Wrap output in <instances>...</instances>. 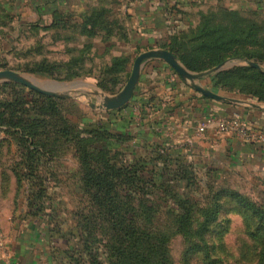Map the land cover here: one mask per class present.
Masks as SVG:
<instances>
[{"label":"trees","instance_id":"1","mask_svg":"<svg viewBox=\"0 0 264 264\" xmlns=\"http://www.w3.org/2000/svg\"><path fill=\"white\" fill-rule=\"evenodd\" d=\"M262 13L228 8L202 12L197 27L176 34L164 48L195 73L231 59L264 63V24L258 19ZM108 16L106 10L96 9L88 19L75 22L81 35L102 38L104 51L98 52V57L108 54L116 36L127 40L122 22ZM50 21L44 29L58 30L67 23L58 13ZM40 27L41 21L34 25ZM93 48L94 43L88 42L82 49L66 50V60L43 58L12 70L61 81L94 77L103 91L117 94L130 77L129 73L125 75L128 57L118 55L95 68L94 57L90 58ZM210 77L214 92L249 97L264 104V71L236 65ZM68 101L17 82L0 84V130L9 137L5 142L8 146L15 142L22 159L12 172L17 184H29L28 214L45 219L51 236L58 238V263L172 264L170 228L161 216L175 215L173 224L179 234L192 229L194 211L178 186L199 184L195 171L199 165L164 151L129 159L121 149L128 139L125 135L112 133L103 121H75L65 106ZM131 125V119L126 118L119 128ZM68 153L79 164L76 184L80 197L73 211L57 205L51 193L67 175L61 160ZM205 168L208 174L218 172L214 167ZM248 207L264 219L262 209L252 204ZM214 220L207 215L199 230L207 232Z\"/></svg>","mask_w":264,"mask_h":264},{"label":"crops","instance_id":"2","mask_svg":"<svg viewBox=\"0 0 264 264\" xmlns=\"http://www.w3.org/2000/svg\"><path fill=\"white\" fill-rule=\"evenodd\" d=\"M10 7L15 17L25 18L29 12H34L39 15L41 23L46 14L49 18L55 13L62 15L67 23L65 27L58 28V37H61L58 39L59 46L74 51L93 42L95 68L111 62L115 56L123 55L129 59L125 75H131L134 62L140 54L166 49L164 46L171 42L173 36L197 27L202 12L219 8L264 12V0H140L134 3H128L127 0H10ZM96 9L106 10L110 20L119 19L127 35L126 41L116 36L115 45L109 48L104 57H98V52L102 54L104 51L102 38L88 39L76 29V20L88 19ZM213 74L199 81L212 92L210 76ZM3 83L6 82L0 84ZM214 93L231 101L205 96L167 62L153 59L144 65L133 99L121 109L103 110L106 116L101 121L108 125L112 133L128 138L122 143L121 149L129 159L164 151L193 164L199 158L202 163L197 165L215 169L226 164H252L264 169V141L246 142L236 135H200L196 132L202 120L209 115L227 118L238 116L251 129L264 131V104L252 98L250 102L235 94ZM126 118L131 119V127L119 128ZM7 139L6 132L0 130V153L8 147V143H5ZM10 144L9 149L16 147L14 141ZM3 160H0V165ZM7 178L13 179L14 173L11 172ZM3 179L2 173L0 183ZM1 189L0 185L1 194L15 195L13 185L7 184ZM1 209L0 230L4 232L8 244L4 250H0V264H59L56 250L58 238L51 236L45 219L31 217L28 205L25 208L27 217L24 219H16V208L5 212Z\"/></svg>","mask_w":264,"mask_h":264},{"label":"rangeland","instance_id":"3","mask_svg":"<svg viewBox=\"0 0 264 264\" xmlns=\"http://www.w3.org/2000/svg\"><path fill=\"white\" fill-rule=\"evenodd\" d=\"M12 12L10 0H0V71L12 70L19 65L43 58L52 62L66 60V49L58 45V30L43 28L46 23L50 24L52 16L49 15V18L46 14L43 18L46 22L43 21L42 27L36 29L34 25L39 23V15L29 12L23 18L15 17ZM258 19L264 24V13L260 17L258 16ZM31 48L32 51H30ZM228 61L230 63L228 68L236 65H250V62L240 59ZM258 65L261 66V71H264V63ZM19 73L36 79L39 84L48 89L54 87L53 81L66 84L81 81L84 83L83 85L71 90L70 97H64L69 99L65 106L69 107L71 117L78 122L82 119L97 122L106 116L105 111L91 106V104H100L102 101V97L96 95L95 92H104L94 78L61 81L57 77L51 78L22 71ZM61 91L64 92V90ZM239 97L252 101L249 97L240 95ZM0 155H2L0 160L4 159L0 165V174L4 173L5 176H8L12 172V168H16L22 161L16 147L3 148ZM61 162L67 175L60 181V186L51 191L52 199L55 198L57 205L61 203V207L71 211L77 205V200L80 197L76 184L79 181L77 175L79 164L70 153L65 155ZM195 162L196 164L202 163L199 158ZM56 166L58 164H55ZM197 169L195 171H198L199 184L187 183V185H183L181 183L178 186L180 192L185 196L184 201H189L188 204L194 211L193 225L189 233L179 234L176 231L173 224L175 215L169 217L163 214L161 216V221L170 228L171 233L168 245L169 263L264 264V219L259 218L248 207V204H252L264 211V169H259L252 164L240 166L226 164L222 168L216 169L218 172L209 174V169L205 168L203 164ZM17 183L19 182L16 181L15 176L13 179L5 180L4 178L1 180L2 189L4 185H13L15 195H10V193L7 195L4 192L1 194L0 192V208L4 212L13 211L16 208V219H24L27 217L25 208L28 204L30 187L25 181L21 184ZM13 198L14 200H12ZM207 215L214 216L215 220L209 225L207 232H202L199 227ZM3 233L0 230L1 251L8 244Z\"/></svg>","mask_w":264,"mask_h":264},{"label":"water","instance_id":"4","mask_svg":"<svg viewBox=\"0 0 264 264\" xmlns=\"http://www.w3.org/2000/svg\"><path fill=\"white\" fill-rule=\"evenodd\" d=\"M153 59H160L165 62H167L184 80H189L192 82L194 88L204 94L205 96H208L210 98L223 100V101H231L227 98H224L220 95L215 94L209 89H206L204 86L199 84V81L209 76L215 72H220L228 68L229 61L226 63H223L211 70L201 72V73H193L189 71L182 63L181 61L169 50L167 49H158V50H150L147 52H144L140 54L133 65V69L131 72V75L123 87V89L116 95L111 96L107 95L104 92L96 91V95H100L102 97V101L100 104H91L93 108H98L102 110H116L121 109L122 107L126 106L134 97L137 85L141 78V73L143 70L144 65ZM251 66L256 67L260 70H262L261 66L251 62ZM17 82L19 84H22L30 89H33L37 92L49 95V96H55V97H70L69 92L73 90L74 88L83 85L84 83L81 81L73 82L70 84L66 83H60L57 81H53L52 84L54 87L52 89H48L43 87L41 84L37 82L36 79L31 78L27 75L20 74L19 72L13 71L11 69H6L0 71V83L2 82ZM61 90H64L61 91ZM62 92V93H61Z\"/></svg>","mask_w":264,"mask_h":264},{"label":"built area","instance_id":"5","mask_svg":"<svg viewBox=\"0 0 264 264\" xmlns=\"http://www.w3.org/2000/svg\"><path fill=\"white\" fill-rule=\"evenodd\" d=\"M140 0H127L128 3H134ZM200 135L212 133L214 136L236 135L246 142L264 141V131H255L251 129L240 117L231 118L209 115L205 117L196 128Z\"/></svg>","mask_w":264,"mask_h":264}]
</instances>
